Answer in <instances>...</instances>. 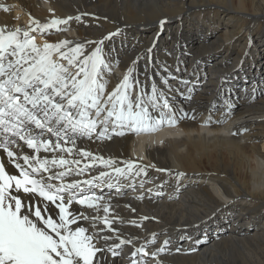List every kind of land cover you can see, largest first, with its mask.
<instances>
[{"label":"bare ground","instance_id":"1","mask_svg":"<svg viewBox=\"0 0 264 264\" xmlns=\"http://www.w3.org/2000/svg\"><path fill=\"white\" fill-rule=\"evenodd\" d=\"M0 4L8 6L7 11L0 8V26L10 28L27 27L32 18L46 22L54 16L88 14L61 26L67 31L33 33L38 43L95 40L121 29V35L105 42V51L114 50L112 55L118 58L106 77L108 90L139 56L135 75L149 90L153 81L163 87L174 108L188 113L177 127L78 141L105 158L172 170L168 176L149 167L147 176L135 177V189L125 187L119 195L106 186L98 190L112 197L113 214L123 218V224H114L122 238L139 237L134 241L139 247L155 232L156 243L148 245L149 251L170 240L158 258L137 259L148 264L158 260L264 264V0H0ZM164 18L167 23L161 28L159 20ZM149 47L151 62L146 55ZM222 49L224 53L213 58ZM168 73L175 79L169 78L165 86L162 81ZM226 101L233 105L230 115H225ZM210 114L213 122L208 123ZM163 127L173 128L157 133ZM97 170H104L103 165L92 174ZM176 172L186 173L179 183ZM148 188L153 191L148 193ZM141 193L144 199L137 198ZM72 209L92 214L76 204ZM144 216L149 219L141 221ZM122 248L116 257L106 254L108 264H130L134 248Z\"/></svg>","mask_w":264,"mask_h":264},{"label":"snow or ice","instance_id":"2","mask_svg":"<svg viewBox=\"0 0 264 264\" xmlns=\"http://www.w3.org/2000/svg\"><path fill=\"white\" fill-rule=\"evenodd\" d=\"M0 8L8 10L4 4ZM84 15L88 14L54 16L46 22L32 18L27 27L0 26V264H108L106 254L116 257L124 245L134 248L130 264H148L136 257L158 258L170 245L164 239L149 251L148 245L156 243L155 232L139 247L134 244L139 237L122 238L114 224L124 220L113 214L112 197L98 190L106 186L119 195L125 187L135 189V177L147 176L149 167L168 176L172 170L105 158L78 141L155 132L177 124L188 113L174 108L163 87L153 81L149 90L135 75L139 56L108 90L106 77L118 58L113 57L114 50L105 51V42L121 35V29L82 42L38 43L33 35L67 31L61 26ZM166 23L167 18L159 20L161 28ZM152 51L146 50L149 62ZM169 78L175 79L168 73L162 84L167 86ZM180 83L195 86L189 80ZM226 106L225 115H230L233 105L226 101ZM207 122H213L211 114ZM98 165L104 170L92 174ZM185 175L176 172L177 183ZM137 198L144 199L143 193ZM74 204L92 214L74 211Z\"/></svg>","mask_w":264,"mask_h":264},{"label":"rangeland","instance_id":"3","mask_svg":"<svg viewBox=\"0 0 264 264\" xmlns=\"http://www.w3.org/2000/svg\"><path fill=\"white\" fill-rule=\"evenodd\" d=\"M210 37V36H209ZM236 47H239V45H237ZM235 47V48H236ZM238 52V50H237ZM242 52V51H241ZM224 53V50L222 49L220 52H217L213 55V58H216V57H219L220 55H222ZM211 71L208 70V73H210ZM243 77V76H240V78ZM182 88H183V85H181V87L179 88L181 91H182ZM178 195V194H177ZM179 196V195H178ZM231 223V222H230ZM123 249V248H122Z\"/></svg>","mask_w":264,"mask_h":264}]
</instances>
